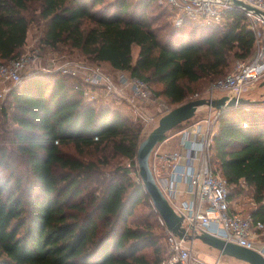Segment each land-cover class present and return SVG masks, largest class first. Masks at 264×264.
Listing matches in <instances>:
<instances>
[{"label":"trees","instance_id":"obj_1","mask_svg":"<svg viewBox=\"0 0 264 264\" xmlns=\"http://www.w3.org/2000/svg\"><path fill=\"white\" fill-rule=\"evenodd\" d=\"M175 15L158 0H0V62L20 55L38 21L44 47L128 71L178 106L231 56L250 57L254 37L240 9L208 25ZM79 84L39 71L0 99V264H167V231L136 165L142 125L85 101ZM245 106L221 112L212 164L229 199L248 190L264 221V112ZM140 204L155 220L129 221Z\"/></svg>","mask_w":264,"mask_h":264},{"label":"built area","instance_id":"obj_2","mask_svg":"<svg viewBox=\"0 0 264 264\" xmlns=\"http://www.w3.org/2000/svg\"><path fill=\"white\" fill-rule=\"evenodd\" d=\"M241 1L259 11L236 5L234 0H158L159 4H166L175 10V23L188 19L195 24L208 25L221 22L228 10L240 9L244 12L247 26L254 37V53L248 60L239 62L232 72L219 78L213 87L237 98L245 96L244 93L264 78V0ZM39 71H60L75 77L80 81L77 86L88 102L97 100L102 94L105 97L126 98L132 117L146 124H155L156 116L167 111L156 100L148 83L139 76L123 70L110 74L99 64L66 59L61 61L55 56L43 61L38 52L24 53L6 63L0 62V82L11 83L0 91V98L5 97L22 79ZM215 97L212 91L206 98ZM156 103L158 108L154 114L151 109ZM220 114L221 111L215 109L212 123L209 124V118L206 123L196 122L192 127L181 130L180 148L163 149L158 145L160 141L152 150L150 166L171 205L184 216L183 224L189 232H209L255 249L264 256V221L255 220L250 211L232 209L227 179L214 169L211 162ZM243 125L248 126V122ZM183 158H186V163H182ZM179 181L186 184L182 191L190 198H179L182 192L178 187ZM159 221L167 231V264H222L221 256L213 261L201 257L186 240L168 230L161 216Z\"/></svg>","mask_w":264,"mask_h":264},{"label":"rangeland","instance_id":"obj_3","mask_svg":"<svg viewBox=\"0 0 264 264\" xmlns=\"http://www.w3.org/2000/svg\"><path fill=\"white\" fill-rule=\"evenodd\" d=\"M162 5H166V4H162ZM157 10L159 11L160 8L159 9L157 8ZM170 19H171V17H168L167 13L164 14V16L162 17V20H170ZM223 21H224V18L221 20V22H223ZM43 28H44V24L42 22L33 21L31 23L29 31H28L27 43H26L24 49L22 50V52L20 53V55H22L24 53L38 52L42 56L43 61L48 57L55 56V58L60 59L61 61L66 59V60H73L75 62H85V63L92 64V65L97 64V63L91 62L89 60L80 59L79 58L80 54L77 51L69 54V52H66V50L64 49V47L62 45H59L54 50L44 47V45L41 43V36L43 34ZM253 53H254V50H253ZM250 57L240 58V57L231 56L230 57V66L227 69L226 74L232 72L234 70L235 66L239 62L246 61ZM99 65L104 70L109 72L110 74H112L116 71V70L110 68L109 66H107L105 64H99ZM222 77L223 76L214 77V78L209 77V78L202 79L198 83L196 91L189 96V100L201 98V97H208L209 92H212V91H213L214 95L218 96V97L226 95L225 91H221L218 88H213L214 83L219 78H222ZM10 84L11 83L0 82V91H2L6 87H9ZM151 90H152L156 100H158L164 107H166L167 111L171 110L172 108H174L176 106L175 104L169 103L163 96H161L159 93H157V91H156L157 89L155 87L153 89L151 88ZM244 95L246 97H249L252 99H259L260 100L261 98H264V78L261 81H259L253 88H251L248 92L244 93ZM5 97H6V95H5ZM5 97L0 98V99L3 100ZM83 98L85 100L84 96H83ZM122 99H125V100H122ZM92 102H95V104L97 106H100L103 104H109L114 110L119 111L126 118L134 120L135 122H140L142 125V136H143V138H145L148 135V133L157 125L159 118L167 112V111L163 112L162 114H159L158 116H156L157 119H156L155 124H146L144 121L141 122L139 119H135L134 117H132L133 115L130 112V109L128 107L129 105L126 102V98L119 99V98H116L114 96L113 97H108V96L105 97L102 94V96L100 98H98L97 100L92 101ZM251 107L259 108V110H261L260 112L263 113L264 112L263 111L264 110V100L261 101V103H258L257 105H252V106L249 105V108H251ZM157 108H158V103L152 105L151 112L155 114V112H157ZM214 116H215V109L210 110L209 106H206V105L199 106L196 114L191 119L183 122L182 124H180L176 128L170 130L168 133L172 134L173 132H180L181 130L192 127V125L196 122L206 123L205 121L209 118H210V122H209V124H210L213 122ZM218 129H219V126H218ZM67 148L70 151L73 150L72 147H67ZM211 155H212V150H211ZM112 161L113 162H120L121 161L126 166L130 165L129 161L125 158L116 157V158L112 159ZM211 162L213 163V160H211ZM132 174L136 178L135 173H132ZM229 189H231V188L229 187ZM231 205H232V207L234 206L235 208H238V210L242 209L244 212L251 211L252 208L255 206L254 201L252 200L251 195H250L248 190H245L243 192V194L234 198L233 203ZM150 210H151V208L148 206V204H140L138 207H136L134 209V213L131 215L129 221H132V222L137 221V222L141 223L147 219L155 220L154 216L152 217L149 215ZM166 234H167V232H166ZM190 242H191V240L187 241L188 244H190ZM193 243H194V248L199 251V255L201 257H203L204 259L208 260L210 258L209 254H207L206 251H211V252H215V253L218 252L217 249H215V248L211 247L210 245L204 243L200 239H194ZM221 260H222V264H250L249 262H246L244 260H241L237 257L230 256V255H222Z\"/></svg>","mask_w":264,"mask_h":264},{"label":"water","instance_id":"obj_4","mask_svg":"<svg viewBox=\"0 0 264 264\" xmlns=\"http://www.w3.org/2000/svg\"><path fill=\"white\" fill-rule=\"evenodd\" d=\"M234 2L236 5L245 6L247 9L259 11L251 5L243 3L241 0H234ZM261 101L246 96L237 98L230 97L229 95L215 98L201 97L189 100L172 108L159 118L157 125L141 140L136 154L139 176L154 207L165 221L168 230L187 241L200 239L204 243L219 250L221 255L234 256L250 264H264L263 254L255 249L227 241L209 232L191 233L187 230L183 224L184 216L174 209L158 185L150 166V156L152 150L161 141L163 136L181 123L191 119L196 114L199 106L206 105L223 112L232 107L258 104Z\"/></svg>","mask_w":264,"mask_h":264},{"label":"crops","instance_id":"obj_5","mask_svg":"<svg viewBox=\"0 0 264 264\" xmlns=\"http://www.w3.org/2000/svg\"><path fill=\"white\" fill-rule=\"evenodd\" d=\"M218 97V96H217ZM263 109V108H262ZM261 111V110H260ZM264 111V110H263ZM182 136H181V133L180 132H173L172 134L168 133L165 138L163 140H161V142L158 144L159 147L163 148V149H177V148H180L181 146V143H180V140H181ZM182 163H186V158H183L182 159ZM178 187L179 189L182 191L186 188V184L183 182V181H179L178 182ZM179 198L184 200V199H188L190 198V195L189 194H185L183 191L180 193L179 195ZM231 201V204L233 203V199H230ZM255 204V202H254ZM232 207V205H231ZM256 207V204L255 206L253 207V209ZM232 209L234 211H243L242 209L241 210H238V208H235L234 206L232 207ZM249 212V211H248ZM190 245H192V247L194 248V243L193 241L190 242ZM195 249V248H194ZM196 250V249H195ZM198 251V250H197ZM218 252H211V251H206L207 254H209L210 258L208 259V261H213L214 259H216L217 257L221 256L222 255L220 254L219 250H217ZM199 252V251H198ZM207 260V259H206Z\"/></svg>","mask_w":264,"mask_h":264}]
</instances>
